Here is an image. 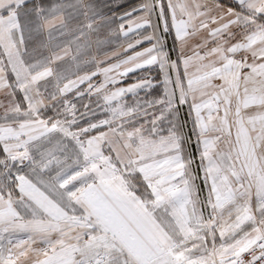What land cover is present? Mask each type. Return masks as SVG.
Returning <instances> with one entry per match:
<instances>
[{"label": "snow or ice", "instance_id": "6c2138e0", "mask_svg": "<svg viewBox=\"0 0 264 264\" xmlns=\"http://www.w3.org/2000/svg\"><path fill=\"white\" fill-rule=\"evenodd\" d=\"M0 264H264V0H0Z\"/></svg>", "mask_w": 264, "mask_h": 264}, {"label": "rangeland", "instance_id": "374dc122", "mask_svg": "<svg viewBox=\"0 0 264 264\" xmlns=\"http://www.w3.org/2000/svg\"><path fill=\"white\" fill-rule=\"evenodd\" d=\"M130 2H131V0H130Z\"/></svg>", "mask_w": 264, "mask_h": 264}]
</instances>
